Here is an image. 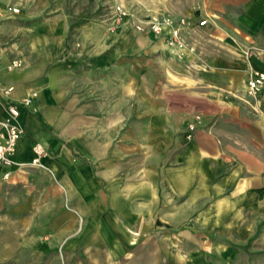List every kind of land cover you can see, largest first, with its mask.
<instances>
[{
  "label": "crops",
  "instance_id": "0c3cea01",
  "mask_svg": "<svg viewBox=\"0 0 264 264\" xmlns=\"http://www.w3.org/2000/svg\"><path fill=\"white\" fill-rule=\"evenodd\" d=\"M44 1L0 0L21 7L0 21V117L38 91L0 177V264H264V87L245 94L264 0H163L187 20L183 56L150 33L73 29Z\"/></svg>",
  "mask_w": 264,
  "mask_h": 264
},
{
  "label": "built area",
  "instance_id": "2783aa9c",
  "mask_svg": "<svg viewBox=\"0 0 264 264\" xmlns=\"http://www.w3.org/2000/svg\"><path fill=\"white\" fill-rule=\"evenodd\" d=\"M21 12V7L8 4L0 6V19L12 17ZM113 26L123 29H132L138 33H152L155 36L164 38L167 46L175 50L178 56H183L187 50H192V47H187V44L182 37V28L187 24L186 18L178 20L166 14H151L147 17H141L123 4H116L112 10ZM208 19H202L199 24L206 25ZM255 49V48H252ZM250 51L246 50L245 53ZM24 65L22 58H14L7 65V70L12 71L21 68ZM264 87V72L253 69L249 76L245 94L249 98H258ZM13 86H7L0 82V98H9ZM38 96L37 90H30L19 101L11 100L7 106V115L0 117V177L3 180H9L12 174V168L17 162L14 156L17 151V145L22 137L24 130L17 122L22 107L29 109L31 112H37L34 104ZM203 116L199 113L195 114L193 119L188 123L185 130V137L191 140L198 126L202 124ZM35 157L31 164L41 165V158L47 154L43 144L36 143L34 146Z\"/></svg>",
  "mask_w": 264,
  "mask_h": 264
},
{
  "label": "rangeland",
  "instance_id": "374dc122",
  "mask_svg": "<svg viewBox=\"0 0 264 264\" xmlns=\"http://www.w3.org/2000/svg\"><path fill=\"white\" fill-rule=\"evenodd\" d=\"M121 2L124 3L132 12L143 18L151 14L161 13L169 15L176 20L180 19L170 13V10L165 7V2H163V0H45L42 9L45 15L53 14L57 12V10L64 11L69 16L73 29L76 27L84 28L88 26L97 27L98 29L114 25L112 10L116 4H120ZM168 2H170V0L166 1V3ZM172 3H174L173 10H178L179 2L176 3L173 1ZM17 16L18 14L12 17L2 18L0 21L13 20L16 19ZM95 32L96 31L92 33L93 36H95ZM151 34L152 33H150V36ZM157 39L159 41L164 40L161 36H157ZM150 40H152V37H150ZM81 41V38L77 37L75 39L76 48L82 47ZM141 234L142 232L139 231L136 236H140ZM146 245L147 243L143 244L145 247H143L145 249L143 255L145 256L148 253V247H146ZM144 263L147 262L145 261ZM12 264H17V262L13 260Z\"/></svg>",
  "mask_w": 264,
  "mask_h": 264
},
{
  "label": "bare ground",
  "instance_id": "6f19581e",
  "mask_svg": "<svg viewBox=\"0 0 264 264\" xmlns=\"http://www.w3.org/2000/svg\"><path fill=\"white\" fill-rule=\"evenodd\" d=\"M133 234L137 235L139 232L137 231H132Z\"/></svg>",
  "mask_w": 264,
  "mask_h": 264
}]
</instances>
